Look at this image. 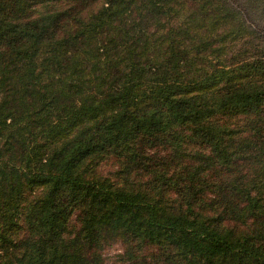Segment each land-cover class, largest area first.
I'll return each mask as SVG.
<instances>
[{
    "label": "trees",
    "instance_id": "16d2710c",
    "mask_svg": "<svg viewBox=\"0 0 264 264\" xmlns=\"http://www.w3.org/2000/svg\"><path fill=\"white\" fill-rule=\"evenodd\" d=\"M0 264H264V0H0Z\"/></svg>",
    "mask_w": 264,
    "mask_h": 264
},
{
    "label": "rangeland",
    "instance_id": "374dc122",
    "mask_svg": "<svg viewBox=\"0 0 264 264\" xmlns=\"http://www.w3.org/2000/svg\"><path fill=\"white\" fill-rule=\"evenodd\" d=\"M122 246L120 243H116L105 250L106 257L111 261L115 260V256L118 252H121Z\"/></svg>",
    "mask_w": 264,
    "mask_h": 264
}]
</instances>
